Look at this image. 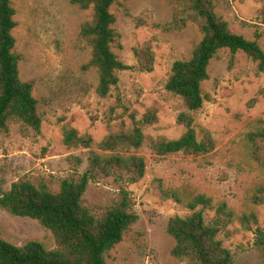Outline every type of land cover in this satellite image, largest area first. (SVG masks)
<instances>
[{"label":"rangeland","instance_id":"374dc122","mask_svg":"<svg viewBox=\"0 0 264 264\" xmlns=\"http://www.w3.org/2000/svg\"><path fill=\"white\" fill-rule=\"evenodd\" d=\"M212 1L231 31L257 40L264 49V0ZM12 6L21 77L34 82L43 121L40 133L21 122L0 133L2 189L27 179L56 192L63 179L78 178L86 170L91 148L102 152L97 144L109 134L139 126L144 144L132 150L146 158L143 178L133 184L100 179L90 182L85 193V204L101 216L125 187L138 215L123 240L107 252V264H183L172 254L175 240L168 222L189 215L187 202L198 194L232 211V221L218 238L231 250L233 264H262L256 230L264 229V150L260 141L255 146L249 140L250 133L264 130V71L258 61L244 52L220 51L202 83L206 99L191 111L166 83L174 62L189 59L201 41V17L185 0H117L112 7L120 36L115 51L129 68L117 73L118 83L103 97L97 92L98 73L86 68L91 50L81 37L92 10L71 0H12ZM146 58L153 61L151 71L141 68ZM186 120L200 138L209 133L214 148L199 155L154 152L151 140L179 138L187 130ZM69 129L90 136L94 144L66 145ZM70 155L80 156L82 163L76 165ZM203 211L207 222L216 215L213 208ZM0 238L17 246L29 241L50 250L58 246L53 231L40 221L1 205Z\"/></svg>","mask_w":264,"mask_h":264},{"label":"trees","instance_id":"16d2710c","mask_svg":"<svg viewBox=\"0 0 264 264\" xmlns=\"http://www.w3.org/2000/svg\"><path fill=\"white\" fill-rule=\"evenodd\" d=\"M82 9L92 10V18L82 25L81 37L91 50L86 68L98 73L97 92L107 96L119 81L118 72L129 68L115 51L119 33L115 28L117 18L112 7L117 0H71ZM189 8L202 19L203 37L189 59L176 60L166 83L168 90L181 96L191 111L200 109L206 99L202 83L208 79V68L216 55L224 50L232 54L244 52L258 61L264 71V49L257 40H250L231 31L228 22L220 16L212 0H185ZM264 20V7L262 10ZM12 0H0V133H9L14 122H21L37 133L42 129L39 101L34 95V82L24 80L20 73L21 57L15 51L16 27ZM153 61L141 60V68L153 69ZM187 130L179 138H153L150 142L158 155L183 152L199 155L214 148L209 133L202 138L186 120ZM144 134L139 126L131 130L111 133L97 145L102 152L91 148L88 165L78 178H66L60 189L53 191L46 183L19 179L8 191L2 189L3 167L0 168V205L12 214L40 221L53 231L58 246L47 249L39 241H29L23 246L14 245L0 238V264H107L106 254L138 221L130 191L121 189V197L107 211L97 216L85 204V193L90 182L112 177L116 182L136 183L146 172V158L134 150L144 144ZM255 146L263 144L264 130L249 134ZM64 142L71 147L94 144L90 136L79 135L76 129L65 132ZM134 149V150H132ZM258 150V149H256ZM76 165L80 156L70 155ZM176 202L183 199L175 191L166 192ZM191 213L175 216L168 222V232L174 238V257L183 264H233V254L218 238L222 228L232 221V211L225 203L214 205L205 194H198L187 202ZM198 206L201 209H196ZM216 210L215 217L207 222L203 209ZM258 248L264 264V229L256 230Z\"/></svg>","mask_w":264,"mask_h":264}]
</instances>
